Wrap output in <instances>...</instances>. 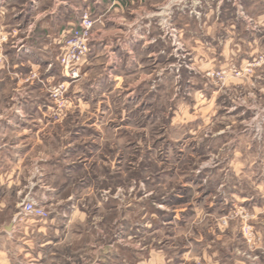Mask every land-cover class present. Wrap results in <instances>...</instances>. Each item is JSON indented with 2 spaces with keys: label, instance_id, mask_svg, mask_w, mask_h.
<instances>
[{
  "label": "rangeland",
  "instance_id": "374dc122",
  "mask_svg": "<svg viewBox=\"0 0 264 264\" xmlns=\"http://www.w3.org/2000/svg\"><path fill=\"white\" fill-rule=\"evenodd\" d=\"M142 3L131 55L88 67L90 43L75 79L0 24V120L26 116L0 130V225L33 202L48 242L17 264H264V0Z\"/></svg>",
  "mask_w": 264,
  "mask_h": 264
},
{
  "label": "crops",
  "instance_id": "0c3cea01",
  "mask_svg": "<svg viewBox=\"0 0 264 264\" xmlns=\"http://www.w3.org/2000/svg\"><path fill=\"white\" fill-rule=\"evenodd\" d=\"M144 10L142 0H0V24L7 28H17L20 32L14 47L16 57L38 66L46 62L51 66L66 32L78 25L81 14L86 11L96 21L88 67L95 65L94 60L99 58L100 54L105 56L108 64L112 62L116 65L118 58L114 54L115 51L131 55L133 48L139 44L135 43L132 37L128 39L123 31H126L128 26L140 30ZM136 38L142 39V35ZM105 67L107 71L111 68L108 65ZM24 103L17 102L14 107L26 106L27 102ZM25 117L13 115L0 120V130L2 127L4 133L9 130L17 131V128L25 131ZM20 125H23V129ZM14 152L15 149L10 146H0L2 155ZM19 161L21 160L17 162ZM37 188V179L31 180L25 187L28 195H32ZM39 199L45 204L53 200ZM2 214L4 212L0 210V217ZM7 220L0 225V264H17L16 251L29 252L35 247L40 250L47 247L48 242L36 244L31 241L29 236H32L35 230L26 224L27 219L20 211L8 216ZM40 231L41 229L36 233ZM23 262L30 264L32 261L23 256Z\"/></svg>",
  "mask_w": 264,
  "mask_h": 264
},
{
  "label": "built area",
  "instance_id": "2783aa9c",
  "mask_svg": "<svg viewBox=\"0 0 264 264\" xmlns=\"http://www.w3.org/2000/svg\"><path fill=\"white\" fill-rule=\"evenodd\" d=\"M95 23L96 21L85 11L81 14L77 27L71 28L66 32L59 57V64L66 78H77L78 68L86 63L87 56L90 53L89 46ZM62 89H64L63 85L54 88L51 95L57 98ZM20 213L26 218L45 217V214L33 202H24L21 205Z\"/></svg>",
  "mask_w": 264,
  "mask_h": 264
},
{
  "label": "bare ground",
  "instance_id": "6f19581e",
  "mask_svg": "<svg viewBox=\"0 0 264 264\" xmlns=\"http://www.w3.org/2000/svg\"><path fill=\"white\" fill-rule=\"evenodd\" d=\"M164 12V11H163ZM167 14V13H166ZM156 15V14H155Z\"/></svg>",
  "mask_w": 264,
  "mask_h": 264
}]
</instances>
